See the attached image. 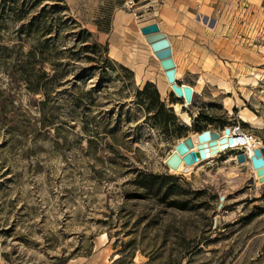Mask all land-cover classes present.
<instances>
[{"label":"rangeland","instance_id":"obj_1","mask_svg":"<svg viewBox=\"0 0 264 264\" xmlns=\"http://www.w3.org/2000/svg\"><path fill=\"white\" fill-rule=\"evenodd\" d=\"M127 1L0 0L1 264H264V182L245 161L238 186L220 180L239 150L165 165L202 129L264 146V0L161 14L178 82L196 89L187 106ZM131 52L152 78L135 80Z\"/></svg>","mask_w":264,"mask_h":264},{"label":"water","instance_id":"obj_2","mask_svg":"<svg viewBox=\"0 0 264 264\" xmlns=\"http://www.w3.org/2000/svg\"><path fill=\"white\" fill-rule=\"evenodd\" d=\"M140 31L144 35L145 41L150 45V48L156 58L159 60L160 66L164 71V76L168 84H170L172 93L184 103L190 104L193 99L194 90L190 85H181L175 79L176 64L172 55V48L167 37V34L160 30L157 23L152 22L143 25ZM197 151H191L193 147V139L187 135L179 140L174 145V151L165 160V164L173 169H176L181 161L185 164H192L199 158H205L211 153L214 154L218 149H224L228 145L235 143V139L230 136V127L226 126L223 130V135L216 130L204 129L197 134ZM238 162H243L246 159L244 151H239L236 154ZM252 167L256 170L259 177V182H264V146L253 149L250 156ZM224 195L220 196V200L224 199ZM222 202L218 204L221 208Z\"/></svg>","mask_w":264,"mask_h":264},{"label":"bare ground","instance_id":"obj_3","mask_svg":"<svg viewBox=\"0 0 264 264\" xmlns=\"http://www.w3.org/2000/svg\"><path fill=\"white\" fill-rule=\"evenodd\" d=\"M139 35H140V40L141 43L146 47L147 52L152 56V58L154 59V61L157 63L158 67H159V80L160 82H162L164 84V86H166V88L171 90L170 84L167 83L166 78L164 76V71L162 70L159 60L156 58V56L154 55V53L152 52L150 45L145 41L144 35L142 34V32L139 29ZM168 37V36H167ZM169 39V38H168ZM170 42V40H169ZM171 44V43H170ZM134 51V50H133ZM140 52V51H139ZM141 53V52H140ZM146 55V54H145ZM136 55L134 53H130L129 55H127V61L129 63H131L132 65H135V69H136V73H135V80L137 82H142L144 78L149 77V75H151L152 73H150L149 68L144 66V64L142 63L141 59L138 57H135ZM151 67V66H149ZM152 70V69H151ZM153 76L151 75L149 78H152ZM175 79L178 82L179 79V72L177 70H175ZM153 81V80H152ZM158 83V82H157ZM180 84V83H179ZM181 85H186V84H181ZM192 87V86H191ZM193 90H196L195 87H192ZM184 102V101H183ZM188 104L183 103L182 106H187ZM174 108L176 111H179L180 109V105L179 104H175ZM241 118L244 121H248L251 122V120H253L252 118H249L242 114ZM230 127V126H229ZM220 133V135H223L222 131L223 130H216ZM236 133V130L233 127H230V136H232L235 139V143L228 145L226 148L224 149H218V151L214 154H210L209 156H206L205 158H199L198 160H196L194 163L192 164H185L183 161L180 162V164L178 165V167L176 169H173L169 166H166L175 173H179V172H185V173H189V171H191L193 168H195L196 166H198L201 162H208L211 161L212 159H215L217 157H219L221 155V153H225L228 150L231 149H238L239 151H244L245 155H246V159L244 160L245 163H243L244 165L249 164V167L252 169V172L254 173V179L256 184H259V177L256 174V170L252 167L251 161H250V156L252 154V151L254 148L256 147H260L261 146V142L255 138L253 135L240 131L238 134H234ZM197 134L198 132H194V133H190L189 136L192 137L193 139V147L190 149L191 151L196 152L197 151ZM183 139V138H182ZM181 140V139H180ZM179 141V139L173 144V147L171 149V151L169 152L168 156L174 151V145ZM168 156L165 158V160L168 158ZM230 162H232L233 164L226 168V169H222V173L225 172V176H221L220 180H226L228 181V185H231L232 187H236L238 186L242 181L243 178L245 177L243 174H241L239 172L238 167L239 166H243V164L241 162L237 161L236 156H231L229 158ZM228 160V161H229ZM243 161V162H244ZM221 173V174H222ZM224 200V199H223ZM223 204V203H222ZM99 239L101 241L105 240V235L102 234L100 235ZM0 248H1V244H0ZM1 264V261H0Z\"/></svg>","mask_w":264,"mask_h":264},{"label":"crops","instance_id":"obj_4","mask_svg":"<svg viewBox=\"0 0 264 264\" xmlns=\"http://www.w3.org/2000/svg\"><path fill=\"white\" fill-rule=\"evenodd\" d=\"M139 2H141V4L139 5L138 8L142 11L150 7L148 10L150 11L149 13L145 10L142 14V17H145L143 24L146 25L155 22L157 23V25L161 30L162 29L161 21H160L161 14L167 13L168 15H171L173 20H176L177 18H179V16H181L184 13V9H186L189 5L191 6L194 3V0H139ZM112 43H116L115 37L112 39L111 45ZM111 45H110V50H111ZM114 51L115 49L113 48V52ZM116 52H117V48H116Z\"/></svg>","mask_w":264,"mask_h":264},{"label":"built area","instance_id":"obj_5","mask_svg":"<svg viewBox=\"0 0 264 264\" xmlns=\"http://www.w3.org/2000/svg\"><path fill=\"white\" fill-rule=\"evenodd\" d=\"M136 4H137V3H136V0H128V1H127V7H128L129 9H131V8H132L134 5H136ZM149 8H150V7L146 8V11H148ZM144 11H145V10H144ZM144 11H143V12H144ZM143 12H142V13H143ZM142 13L139 14L138 17H142ZM234 129H235V128H234ZM235 130H236V133H237V134L241 131V130H239L238 128L235 129ZM222 133H223V131H222ZM236 133H234V134H236ZM238 152H239V151H238ZM238 152H237V153H238Z\"/></svg>","mask_w":264,"mask_h":264},{"label":"trees","instance_id":"obj_6","mask_svg":"<svg viewBox=\"0 0 264 264\" xmlns=\"http://www.w3.org/2000/svg\"><path fill=\"white\" fill-rule=\"evenodd\" d=\"M193 95H194V94H193ZM202 130H204V129H202ZM202 130H201V131H202Z\"/></svg>","mask_w":264,"mask_h":264}]
</instances>
